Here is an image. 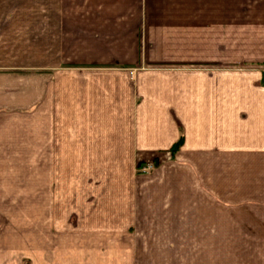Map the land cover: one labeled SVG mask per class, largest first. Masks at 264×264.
<instances>
[{"label": "crops", "instance_id": "0c3cea01", "mask_svg": "<svg viewBox=\"0 0 264 264\" xmlns=\"http://www.w3.org/2000/svg\"><path fill=\"white\" fill-rule=\"evenodd\" d=\"M104 3L62 17L76 57L27 71L8 17L21 8L1 12L0 190L28 181L34 221L63 239L47 248L83 264H264V0ZM52 24L29 23L34 55ZM203 30L208 58L192 53ZM150 44L177 52L151 58Z\"/></svg>", "mask_w": 264, "mask_h": 264}, {"label": "rangeland", "instance_id": "374dc122", "mask_svg": "<svg viewBox=\"0 0 264 264\" xmlns=\"http://www.w3.org/2000/svg\"><path fill=\"white\" fill-rule=\"evenodd\" d=\"M119 4L126 5V0H117ZM158 3V2H156ZM155 3V4H156ZM181 3L190 4L195 3L197 5L209 6V0H181ZM88 4L95 5H103L104 0H0V17L7 16L5 14H1L3 9L10 8L12 11L14 7H20L21 13H11L8 17H15L13 22L20 23L21 26L19 30L16 32L23 33L22 38L20 39L19 45H21V53L15 51L16 54L21 56V61L15 60V64H20V68L22 71L33 70V69H42V64L45 65L44 62L46 58L50 59L51 62L49 64L60 65L62 56L59 55L60 51H62V45L60 40V21L63 18H66L67 22L77 21L78 14L77 9L79 6H84ZM61 7L67 11V13L62 14L59 13ZM29 8H36L37 13H29L27 10ZM34 11V10H32ZM150 18L152 15H149ZM68 17V18H67ZM69 19V20H68ZM12 20V19H11ZM38 21L39 23H53L52 26H48L52 30L53 39L49 40H39L38 51L37 54H33V51L30 50V26L29 23ZM12 22V23H13ZM158 23L150 24L148 27L149 33L148 36L151 37V42L154 41L152 38H156V34H160L164 31V29H159ZM130 32V28H127L125 24L124 30ZM121 31V32H123ZM45 32V30H42ZM120 35V34H119ZM199 35L201 39H205L206 45L192 46L194 52L197 53L200 58H208L209 57V30L200 31ZM121 36V35H120ZM202 41V40H201ZM69 44H67V48L63 53L67 54V57L73 59L76 57V54L81 52V47H78L73 43L72 38L69 39ZM76 42V40H75ZM18 46V44H17ZM16 46V47H17ZM176 46H170V49H166L164 45H153L150 44L145 49L150 54L151 58L158 57L159 55H171L174 52H177L175 49ZM47 49V51H46ZM121 50L122 47H119ZM35 53V51H34ZM194 54V53H193ZM70 55V56H69ZM66 57V58H67ZM165 57V56H163ZM173 57V56H171ZM37 58L40 61H36ZM64 58V57H63ZM58 59V60H57ZM206 63V62H205ZM209 63V62H208ZM151 64H156L155 62H151ZM204 64V63H201ZM226 65L227 63H222ZM72 66L73 63L70 62ZM228 65V64H227ZM38 66V67H37ZM36 67V68H35ZM147 169L146 171L144 170ZM23 169V168H22ZM156 169V165L153 162H145L141 163L137 167V173L142 175H151ZM23 175L21 179H23ZM19 176H16V180H14L13 186L15 189L9 190H0V264H83V261L77 260L78 254H63L59 252L50 251L47 246H54V251H56L57 246H61L60 243L63 239L55 238V237H46V224L44 221L35 222L36 215V207L31 206L30 199V191H29V183L28 181L19 182ZM7 193H11L9 197ZM5 195V198H4ZM43 199V203H44ZM35 207V208H34ZM76 206L66 207L65 213L63 216H68L70 210H76ZM38 218L42 215L44 220L46 207L38 206ZM56 215V214H55ZM59 217H61V212H58ZM76 219V213L74 216ZM69 240L68 244L76 245L75 238L65 239ZM199 240V239H198ZM73 241V242H72ZM102 245H106L108 242L105 239H101ZM123 241V240H122ZM62 248H59L60 250ZM53 252V253H52ZM91 255H87L90 257ZM108 256V255H107ZM88 260V259H87ZM138 262V261H137ZM136 263V262H135ZM89 264V263H87ZM97 264H111L106 261V259L102 258V255L99 256L97 260ZM137 264V263H136Z\"/></svg>", "mask_w": 264, "mask_h": 264}, {"label": "built area", "instance_id": "2783aa9c", "mask_svg": "<svg viewBox=\"0 0 264 264\" xmlns=\"http://www.w3.org/2000/svg\"><path fill=\"white\" fill-rule=\"evenodd\" d=\"M262 83L264 84V69L262 70ZM144 170L146 171L147 169L144 168Z\"/></svg>", "mask_w": 264, "mask_h": 264}, {"label": "trees", "instance_id": "16d2710c", "mask_svg": "<svg viewBox=\"0 0 264 264\" xmlns=\"http://www.w3.org/2000/svg\"><path fill=\"white\" fill-rule=\"evenodd\" d=\"M182 139L179 141L178 145L181 143ZM178 145L176 147H178Z\"/></svg>", "mask_w": 264, "mask_h": 264}]
</instances>
